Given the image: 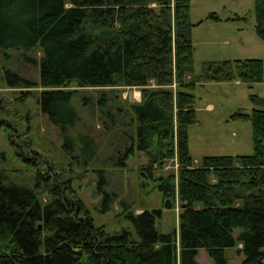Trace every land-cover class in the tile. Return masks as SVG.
Segmentation results:
<instances>
[{
    "label": "trees",
    "instance_id": "16d2710c",
    "mask_svg": "<svg viewBox=\"0 0 264 264\" xmlns=\"http://www.w3.org/2000/svg\"><path fill=\"white\" fill-rule=\"evenodd\" d=\"M189 5L190 0H0V50L41 52L37 80L5 68L0 81L42 87L40 110L59 130L64 150L78 143L74 157L84 162H97V147L89 134L68 133L79 115L71 102L75 90L65 87L138 86L139 101L100 110L102 129L109 119L129 142L103 157L96 170L104 181L106 168L123 166L135 150L144 152L149 162L140 174L164 198L179 202L176 231H159V209L135 213L123 203L130 227L108 231L94 223L71 177L54 172L51 159H43L30 185L0 169V264H200V247L216 264H226L224 250L235 244L244 254L241 264H264V98L250 93L255 106L229 116L250 121L251 153L207 154L194 164L187 138L196 121L195 84L239 80L251 87L263 79V62L209 61L194 73L190 30L201 20H190ZM206 18L220 20L215 12ZM254 29L264 41V0H254ZM2 102L0 97V110ZM106 102L102 94L98 104ZM31 152L32 159L20 156L36 165L34 156H42ZM174 155L176 174H154ZM101 203L107 210V194ZM237 227L242 231L233 236Z\"/></svg>",
    "mask_w": 264,
    "mask_h": 264
},
{
    "label": "rangeland",
    "instance_id": "374dc122",
    "mask_svg": "<svg viewBox=\"0 0 264 264\" xmlns=\"http://www.w3.org/2000/svg\"><path fill=\"white\" fill-rule=\"evenodd\" d=\"M209 12H215L220 20L207 19ZM189 17L192 22L201 20L190 30L194 73H199L209 61L258 57L263 62V79L251 88L234 80L195 84L193 107L196 121L187 129L189 153L194 164L207 154H249L253 150L250 121L229 116L235 111L249 112L255 106L249 99L250 93L256 92L264 98V41L254 29V0H190ZM40 56L39 48L27 52L0 50V74L5 68H10L32 81L37 80ZM154 85L153 82L148 84ZM65 88L75 90L71 102L79 115L78 122L68 133L73 138H77L78 134H89L97 147V162L75 158L74 155L79 152L78 143L70 152L63 149L59 130L38 105L42 87H7L0 81V97L3 98L0 110V169L15 182L30 185L35 169H42L43 159L49 158L54 172L71 177L76 194L96 225H104L108 231L129 228V222L121 214L123 203L135 213L144 208L159 209L160 217L156 221L159 231H176L178 198L175 197L174 203H171L156 187H152L150 179L140 174V168L149 162L147 154L137 150L128 154L123 166L104 170V181L100 180L96 170L103 157L115 155L129 142L121 137V133L111 129L109 119L107 129H102L100 110L112 109L118 103L139 101L140 88L79 87L74 83ZM102 94L107 95L108 102L99 105L98 99ZM31 150H37L42 156H34L36 165H29L20 156L33 157ZM153 166L156 167L157 163ZM177 170L178 161L174 155L164 159L154 174H176ZM105 194L108 195L107 210L102 209L101 203ZM166 200L168 207L165 206ZM241 231L242 228L237 227L232 234L237 236ZM224 254L226 264H241L244 258L240 244L226 248ZM196 259L200 264H216L202 247L197 249Z\"/></svg>",
    "mask_w": 264,
    "mask_h": 264
},
{
    "label": "crops",
    "instance_id": "0c3cea01",
    "mask_svg": "<svg viewBox=\"0 0 264 264\" xmlns=\"http://www.w3.org/2000/svg\"><path fill=\"white\" fill-rule=\"evenodd\" d=\"M235 82H240L239 80H234ZM254 85V84H253ZM249 88H251V87H249ZM255 94H257V95H259L258 93H256V92H254ZM260 96V95H259ZM208 107L210 108L211 107V105H208Z\"/></svg>",
    "mask_w": 264,
    "mask_h": 264
},
{
    "label": "water",
    "instance_id": "95a60500",
    "mask_svg": "<svg viewBox=\"0 0 264 264\" xmlns=\"http://www.w3.org/2000/svg\"><path fill=\"white\" fill-rule=\"evenodd\" d=\"M165 206L168 207V200H166V202H165Z\"/></svg>",
    "mask_w": 264,
    "mask_h": 264
},
{
    "label": "built area",
    "instance_id": "2783aa9c",
    "mask_svg": "<svg viewBox=\"0 0 264 264\" xmlns=\"http://www.w3.org/2000/svg\"><path fill=\"white\" fill-rule=\"evenodd\" d=\"M173 86H174V84H173Z\"/></svg>",
    "mask_w": 264,
    "mask_h": 264
}]
</instances>
